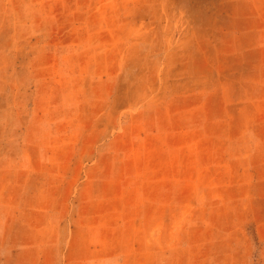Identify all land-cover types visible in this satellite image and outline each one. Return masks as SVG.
Returning a JSON list of instances; mask_svg holds the SVG:
<instances>
[{"label":"rangeland","instance_id":"1","mask_svg":"<svg viewBox=\"0 0 264 264\" xmlns=\"http://www.w3.org/2000/svg\"><path fill=\"white\" fill-rule=\"evenodd\" d=\"M0 264H264V0H0Z\"/></svg>","mask_w":264,"mask_h":264}]
</instances>
